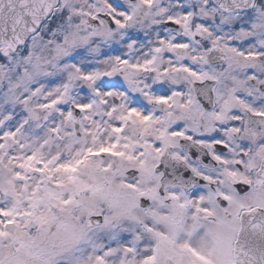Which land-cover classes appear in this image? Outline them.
Wrapping results in <instances>:
<instances>
[{
    "label": "snow or ice",
    "instance_id": "snow-or-ice-1",
    "mask_svg": "<svg viewBox=\"0 0 264 264\" xmlns=\"http://www.w3.org/2000/svg\"><path fill=\"white\" fill-rule=\"evenodd\" d=\"M0 264H264V0H0Z\"/></svg>",
    "mask_w": 264,
    "mask_h": 264
}]
</instances>
